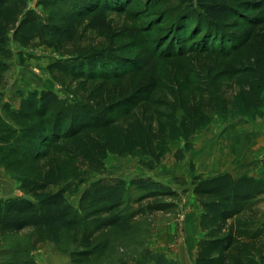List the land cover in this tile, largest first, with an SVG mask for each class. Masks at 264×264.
Masks as SVG:
<instances>
[{"label":"trees","instance_id":"obj_1","mask_svg":"<svg viewBox=\"0 0 264 264\" xmlns=\"http://www.w3.org/2000/svg\"><path fill=\"white\" fill-rule=\"evenodd\" d=\"M172 1L182 8L170 30L169 40L178 45L176 55L214 50L222 59L223 67L213 69L207 78L192 70H177L178 89L169 92V98H158L159 80L147 66H125L123 61L111 60L105 53L91 51L75 58L84 60L71 67L54 64L63 77L81 80L82 89L86 82L93 84L86 93L88 98L84 97L87 103L71 105L52 90L22 100L16 115L24 116V110L34 109L40 122L28 129L6 130V137L0 143L19 153V160L13 159L12 163L26 157L20 152L25 138L29 142L38 141L42 149L34 154L35 159L44 157L53 144L69 142L68 146L91 172L104 168L103 157L108 152L124 155L132 146L158 163L171 140L179 136L185 145L177 155L183 158L193 148L191 138L211 120V115L228 110L235 88L243 108L261 109L264 32L241 36L229 43L230 37L225 35L233 21L250 23L243 11L252 6L233 5L229 0ZM129 2L38 0L36 7L43 6L45 12L50 11L46 21L37 8L30 6L29 0H0V55L4 59L13 58L7 47L9 41L24 48L46 44L52 20L62 22L58 27L61 39L74 43L81 27L92 16L123 10ZM9 32L12 34L7 36ZM199 40L202 42L196 44ZM226 42L228 46L224 47ZM7 106L3 107L5 112H8ZM9 112L15 114L12 109ZM63 177L61 166L50 162L38 178L23 184L25 196L4 199L0 192V235H16L34 228L33 245L49 241L59 244L65 231L76 234L83 227L80 251L71 253V262L81 264L105 252V243L96 242L98 234L110 229L126 232L141 216L171 213L179 207L180 193L175 187L140 176L129 181L118 177L95 180L81 194L79 209H76L64 189L48 193L63 182ZM191 186L202 210L203 233L197 243L194 264H264V212L261 210L264 177L201 173L193 176ZM134 192L139 195L133 199ZM45 193L48 195L41 199L30 198ZM8 264L39 263L24 258L10 260ZM136 264L181 263L164 252L144 249Z\"/></svg>","mask_w":264,"mask_h":264},{"label":"rangeland","instance_id":"obj_2","mask_svg":"<svg viewBox=\"0 0 264 264\" xmlns=\"http://www.w3.org/2000/svg\"><path fill=\"white\" fill-rule=\"evenodd\" d=\"M229 1L233 5L248 3L252 7L243 11L251 20L250 25L233 21L232 28L224 30L225 35L230 37L228 43L238 41L241 36L264 32V0ZM31 2L47 21V14L50 11L45 12L43 6L36 7L38 0ZM129 3L123 10L104 11L102 14L92 16L89 22L81 27L79 37L74 43L61 39L62 32L58 27H61L62 22L54 20L50 21L52 23L48 42L42 46L24 48L14 41H9L7 47L13 53V58L10 64L0 63V85L5 84L7 89L11 86L13 97L17 96L20 99L18 108L15 107L12 111L19 110L22 100L34 95L37 97L45 90L54 91L59 98L71 105L77 102L87 103L86 93H89L93 84L86 82V87L82 89L81 80L63 77L54 64L61 63L60 65L71 67L76 62L81 63L84 60H74L75 58L84 57V54L90 51L105 53L111 60L123 61L125 66L139 64L153 69L160 84L158 98H169V92L178 89L177 70L180 72L192 70L193 73H200L203 78H207L213 69L223 67L222 59L214 50L212 52L198 50L182 57L176 55L178 45L172 44L169 38L170 30L179 19L182 10L179 3L172 0H130ZM79 6L81 9L83 4L80 3ZM11 34L9 32L6 35ZM200 42L202 41L195 43ZM223 46H228L227 42ZM35 77L42 78L43 85L38 83V80L35 81ZM237 90L235 88L228 110L215 111L211 115V120L193 136L191 140L193 148L185 153L183 158L177 155L185 145L182 136L171 140L168 151L158 163L132 146L130 152L124 155L108 152L103 157L104 168L98 172L88 171L87 166L74 154L71 146H68L71 145L69 142L55 143L44 157L35 159L34 154L42 149L38 141L29 142L25 138L20 145V152L26 157L14 163L13 159L19 160L18 151L0 143L1 196L4 199L17 197V193L25 196L21 189L23 184L38 178L50 162L61 166L64 177L63 182L51 188L48 193L64 189L67 199L76 209H79L81 194L95 180L118 177L129 181L140 176L156 179L179 191L177 199L179 209L171 213L141 216L126 232L110 229L98 234L96 242L105 243V252L81 264H136L144 249L164 252L173 259V253H177L176 244L178 243L179 249L184 239L185 219L182 210L189 209L190 212L196 213L197 209L196 198L190 188L194 173L216 175L232 171L235 166L232 147L243 155L242 159H246L248 153L257 157L253 158L254 162H247L241 167L242 173L249 172L251 168L259 165L264 166V103L260 110L243 108ZM11 108V105H8L6 107L8 112L3 111L4 116L0 115V139L6 137L8 128L28 129L40 122V116L34 109L24 110V116H18L17 112L15 114L9 112ZM237 133L239 136L235 138L233 146L229 138L237 137ZM226 151H229V155ZM48 193L40 197H29L38 200ZM138 195L139 193L134 192L132 198ZM261 210L264 212V199ZM172 226H176L177 230H173ZM82 230L83 227H80L76 234L70 230L65 231L59 244L49 241L33 245L34 228H27L16 235H0V264L24 258L35 260L39 264H73L71 253L80 251Z\"/></svg>","mask_w":264,"mask_h":264},{"label":"crops","instance_id":"obj_3","mask_svg":"<svg viewBox=\"0 0 264 264\" xmlns=\"http://www.w3.org/2000/svg\"><path fill=\"white\" fill-rule=\"evenodd\" d=\"M29 4L31 7H33L31 0H29ZM11 62H12L11 59H4V57L0 55V63L10 64ZM3 75H4V73H3ZM34 79H35V81L38 80V83L43 85L44 80L42 78L35 77ZM12 94L13 93H12L11 86H9L7 89V88H5V84L0 85V100H1L0 101V115L1 116H4L2 112L4 111L3 107L5 105H11L12 110H14L15 107L18 108L17 106L20 104V99L17 96L13 97ZM14 104H15V106H14ZM247 131H249V130H247ZM238 136H239V134L237 133V137L229 138V140L232 141L231 143L233 146L235 145V141H236L235 138H238ZM192 138H191V140H192ZM250 141H251V139L248 140V142H250ZM227 143H226V145H227ZM190 150L186 151L185 153L189 152ZM237 151H238L237 149L235 150L232 147L231 152H232V155L235 156L234 157L235 166L233 167L232 171L229 170L226 172L234 174L235 176L248 174L251 176H255L257 178H263L264 177V166H260V165L256 166L255 168H251L249 172L247 171L246 173H242L241 167L243 165L247 164V162L253 161L254 160L253 158H257V157H253V156H251L250 153H248L249 156L246 159L245 158L242 159L243 155H240L238 153L239 151L238 152ZM208 153H210V152H208ZM226 153L229 155V151H226ZM255 156H256V154H255ZM198 174H200V173H197V174L194 173L193 176L198 175ZM206 176H213V174L212 175L208 174ZM190 184H191V182H190ZM190 188H192V193H193V187L191 186ZM17 195H22V193H19V194L17 193ZM196 207H197L196 213L190 212L189 209L182 210V213L184 214L183 218L185 219L184 226H183V235H184V239L182 240L183 244L181 243L182 246L180 245L181 247L178 249V243H177L176 244L177 245L176 246L177 253H173V255H172L173 259L177 260L178 262L180 261L181 264H194L195 259L197 257V253H198L197 243L203 236V233H201V228H200V220H201L200 215H201L202 210H201L200 204H199V202H197V200H196ZM178 209H179V207H178ZM182 209H183V207H182ZM172 228L175 231L177 230L176 226H172Z\"/></svg>","mask_w":264,"mask_h":264}]
</instances>
